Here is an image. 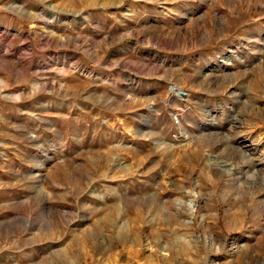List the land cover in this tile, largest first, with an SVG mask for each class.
<instances>
[{"label":"rangeland","instance_id":"374dc122","mask_svg":"<svg viewBox=\"0 0 264 264\" xmlns=\"http://www.w3.org/2000/svg\"><path fill=\"white\" fill-rule=\"evenodd\" d=\"M0 264H264V0H0Z\"/></svg>","mask_w":264,"mask_h":264},{"label":"bare ground","instance_id":"6f19581e","mask_svg":"<svg viewBox=\"0 0 264 264\" xmlns=\"http://www.w3.org/2000/svg\"><path fill=\"white\" fill-rule=\"evenodd\" d=\"M185 203L187 206V212H188L189 216L191 217L194 214V211L196 208V203L192 198L188 199L187 202H185Z\"/></svg>","mask_w":264,"mask_h":264},{"label":"water","instance_id":"95a60500","mask_svg":"<svg viewBox=\"0 0 264 264\" xmlns=\"http://www.w3.org/2000/svg\"><path fill=\"white\" fill-rule=\"evenodd\" d=\"M183 94V92L182 91H180V95H182Z\"/></svg>","mask_w":264,"mask_h":264}]
</instances>
